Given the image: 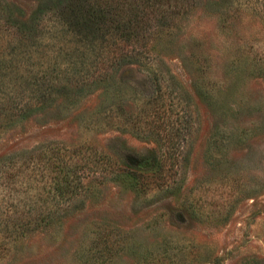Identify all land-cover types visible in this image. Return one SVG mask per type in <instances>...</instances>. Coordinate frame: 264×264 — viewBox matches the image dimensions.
<instances>
[{
	"label": "rangeland",
	"instance_id": "rangeland-1",
	"mask_svg": "<svg viewBox=\"0 0 264 264\" xmlns=\"http://www.w3.org/2000/svg\"><path fill=\"white\" fill-rule=\"evenodd\" d=\"M0 1L28 23L45 0ZM169 2L141 65L109 72L34 35L49 58L60 52L58 88L0 131V264H264V0ZM51 149L139 167L150 183L102 166L46 225L59 209L43 183Z\"/></svg>",
	"mask_w": 264,
	"mask_h": 264
},
{
	"label": "trees",
	"instance_id": "trees-1",
	"mask_svg": "<svg viewBox=\"0 0 264 264\" xmlns=\"http://www.w3.org/2000/svg\"><path fill=\"white\" fill-rule=\"evenodd\" d=\"M169 3V0H45L33 11L28 23H21L0 1V131L47 106L52 100L51 92L58 88L50 84L55 83L60 52L53 59L38 49L32 43L38 31L42 37L47 34L48 40L55 36L57 42L73 43L75 48L70 49L75 59H84L87 54L100 58L110 72L150 59L156 40H161L163 29L158 24L165 21L163 7ZM153 80L161 89V81ZM162 107L154 104L152 112L166 113ZM183 141L184 138L178 149L181 152ZM51 150L41 158L45 167L43 183L54 190L59 209L41 215L46 225L53 222L54 216L67 217L64 210L86 197L85 181L90 176L97 178L110 170L116 181L125 183L127 178L132 179L129 184L137 189L150 183L147 172L139 167L96 156L90 161L89 158L74 161L71 154ZM102 166L105 173L98 172Z\"/></svg>",
	"mask_w": 264,
	"mask_h": 264
}]
</instances>
